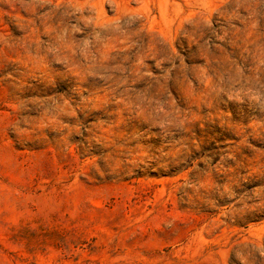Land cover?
Masks as SVG:
<instances>
[{
  "label": "rangeland",
  "instance_id": "1",
  "mask_svg": "<svg viewBox=\"0 0 264 264\" xmlns=\"http://www.w3.org/2000/svg\"><path fill=\"white\" fill-rule=\"evenodd\" d=\"M0 264H264V0H0Z\"/></svg>",
  "mask_w": 264,
  "mask_h": 264
}]
</instances>
